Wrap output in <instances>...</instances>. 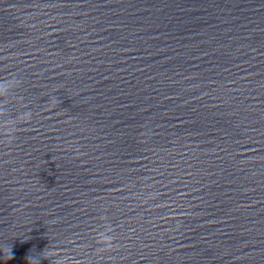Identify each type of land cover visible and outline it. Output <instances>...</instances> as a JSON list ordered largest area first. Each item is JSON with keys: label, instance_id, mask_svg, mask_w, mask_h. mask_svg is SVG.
I'll return each instance as SVG.
<instances>
[{"label": "clouds", "instance_id": "1", "mask_svg": "<svg viewBox=\"0 0 264 264\" xmlns=\"http://www.w3.org/2000/svg\"><path fill=\"white\" fill-rule=\"evenodd\" d=\"M98 242L101 245L105 246L106 248H111L114 241L112 240L111 236H106L105 235V236H101ZM43 257L46 258V259L49 258V257L44 256V255H43ZM31 262H32V260H29V264H31Z\"/></svg>", "mask_w": 264, "mask_h": 264}]
</instances>
